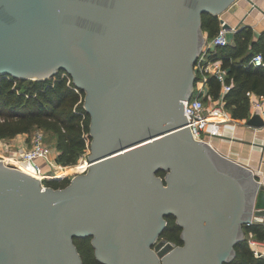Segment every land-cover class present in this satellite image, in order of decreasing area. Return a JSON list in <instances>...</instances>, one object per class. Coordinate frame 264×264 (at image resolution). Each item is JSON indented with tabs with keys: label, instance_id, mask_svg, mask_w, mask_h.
Returning a JSON list of instances; mask_svg holds the SVG:
<instances>
[{
	"label": "water",
	"instance_id": "1",
	"mask_svg": "<svg viewBox=\"0 0 264 264\" xmlns=\"http://www.w3.org/2000/svg\"><path fill=\"white\" fill-rule=\"evenodd\" d=\"M234 1L0 0V74L66 71L85 91L92 136L87 170L63 187L0 159V264H84L75 238L89 236L104 264L236 256L264 216V183L195 139L184 112L207 38L202 14ZM247 122L264 125L258 113ZM169 215L183 244L161 237Z\"/></svg>",
	"mask_w": 264,
	"mask_h": 264
},
{
	"label": "trees",
	"instance_id": "2",
	"mask_svg": "<svg viewBox=\"0 0 264 264\" xmlns=\"http://www.w3.org/2000/svg\"><path fill=\"white\" fill-rule=\"evenodd\" d=\"M202 23L208 38L215 36L221 28L219 16L208 12L202 14ZM234 40L226 46L217 47L216 58L221 59L222 66L227 70L226 82H233L231 89L225 94L226 107L231 109L234 118H246L250 109L246 92L252 90L264 95V66L250 63L254 54L261 52L264 56V32L254 38L253 29L245 25L237 29ZM63 72L66 71L62 69L45 80L0 74V138L18 134L32 136L37 128L51 130L57 136L56 162L78 167L83 162L77 163L78 159L92 140L91 116L84 107L85 91L75 89L71 76L72 80L68 83V76L62 75ZM208 80L209 93L213 98H219L222 82L214 74ZM68 181L50 179L44 182L58 188L65 186ZM167 220V227L161 237L183 244L182 226L177 223L174 215L167 216ZM246 231L264 238V229L259 224L247 225ZM75 242L84 264H104L96 258L90 236L76 237ZM236 251V256L224 264H264V256L255 254L247 237L236 244Z\"/></svg>",
	"mask_w": 264,
	"mask_h": 264
},
{
	"label": "built area",
	"instance_id": "3",
	"mask_svg": "<svg viewBox=\"0 0 264 264\" xmlns=\"http://www.w3.org/2000/svg\"><path fill=\"white\" fill-rule=\"evenodd\" d=\"M237 31L238 28L231 27ZM228 28L221 25L218 33L212 38H206L201 50L200 60L196 61L195 72L197 80L193 95L184 101V112L189 120V125L195 139H201L210 142V136L222 133V127L233 123V119L226 113L225 94L231 89L233 82L227 83V70L222 66V61L216 58L217 47L230 44L227 36ZM250 63L254 66H264V56L261 52L254 54ZM68 76V83L71 77L67 72H63ZM216 75L222 82L221 95L219 98H213L209 93V76ZM75 89L79 91L77 86ZM249 98V117L258 113L264 120V95H260L252 90L246 92ZM209 98L212 104L206 103ZM223 115L224 118L218 119L217 116ZM52 148L45 140L44 131L37 128L31 136V143L28 146L12 147L6 153L0 152V159L3 163H11L19 168L40 178L43 186L45 180L61 179L57 177L59 170L63 167L51 157ZM42 160H46L49 164V170L45 171ZM89 166V165H88ZM51 170L55 172L51 173ZM249 244L253 247L255 254L260 255L256 248L257 241L253 238L248 239Z\"/></svg>",
	"mask_w": 264,
	"mask_h": 264
},
{
	"label": "crops",
	"instance_id": "4",
	"mask_svg": "<svg viewBox=\"0 0 264 264\" xmlns=\"http://www.w3.org/2000/svg\"><path fill=\"white\" fill-rule=\"evenodd\" d=\"M219 17H222L230 25L227 31L230 43L235 41L236 32L231 27L241 28L248 25L254 31V38H258L264 32V0H236ZM226 113L234 122L223 126L221 134L211 135L210 143L223 155L251 168L255 177L264 183V125L248 124L249 116L234 118L231 109L227 107ZM55 156V153H51L53 159ZM42 165L45 171L49 170L46 160H42ZM70 166H63L59 170L64 172L62 176L65 177L58 180L69 177V173L64 168L67 169ZM253 219L252 224H259L264 229V216H253ZM245 237L255 239L257 241L256 248L260 255L264 256V238H259L256 233L251 231H246Z\"/></svg>",
	"mask_w": 264,
	"mask_h": 264
},
{
	"label": "rangeland",
	"instance_id": "5",
	"mask_svg": "<svg viewBox=\"0 0 264 264\" xmlns=\"http://www.w3.org/2000/svg\"><path fill=\"white\" fill-rule=\"evenodd\" d=\"M204 34L206 35V37L208 36L207 32L204 31ZM64 73H62L63 75ZM206 103L212 104L211 100H209V98L206 100ZM44 131V134L46 136V140L47 143L50 144L51 148H52V153H57V149H56V143H57V136L56 133L45 129V128H41ZM31 135H21L19 136L16 135L14 137H9V138H0V152L2 153H6L10 148L12 147H21V146H28L31 143ZM91 153V149L90 146L86 147L85 152L82 154V156L78 159L77 163L83 161L78 167H70L64 170L67 171V173H69V177H66L65 179H63V181H70V179L72 177H74L75 175H77L78 173L84 172L87 170V163H89V154ZM56 161V159H55ZM75 163V165L77 164ZM65 166V165H62ZM51 173L55 172V170H51ZM59 176L57 177H61L62 174L64 173L62 170L58 172ZM68 181V183H69ZM67 183V184H68Z\"/></svg>",
	"mask_w": 264,
	"mask_h": 264
},
{
	"label": "bare ground",
	"instance_id": "6",
	"mask_svg": "<svg viewBox=\"0 0 264 264\" xmlns=\"http://www.w3.org/2000/svg\"><path fill=\"white\" fill-rule=\"evenodd\" d=\"M217 118H218V119H222V118H224V116H223V115H221V116H217ZM88 165H89V163H87V168H88ZM33 175H34V174H33ZM57 176H59V173H58Z\"/></svg>",
	"mask_w": 264,
	"mask_h": 264
}]
</instances>
